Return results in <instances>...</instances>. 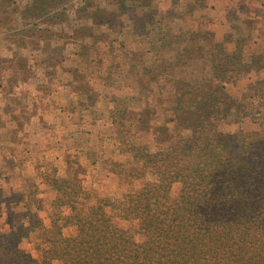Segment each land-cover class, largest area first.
Masks as SVG:
<instances>
[{
	"label": "rangeland",
	"instance_id": "1",
	"mask_svg": "<svg viewBox=\"0 0 264 264\" xmlns=\"http://www.w3.org/2000/svg\"><path fill=\"white\" fill-rule=\"evenodd\" d=\"M216 1L0 0V232L9 231L5 199L28 191L49 226L58 181L69 179L70 190L83 191L75 205L92 219L88 233L103 256L145 253L184 192L209 212L226 202L216 224L244 221L264 236V35L249 27L241 1ZM52 90L60 140L49 150L18 143L14 131L35 113V98L44 109ZM69 128L77 152L62 139ZM245 200L241 218L236 207ZM147 204L156 212L123 210ZM72 223L60 227L71 240L80 230ZM20 246L40 256L33 239Z\"/></svg>",
	"mask_w": 264,
	"mask_h": 264
},
{
	"label": "trees",
	"instance_id": "2",
	"mask_svg": "<svg viewBox=\"0 0 264 264\" xmlns=\"http://www.w3.org/2000/svg\"><path fill=\"white\" fill-rule=\"evenodd\" d=\"M257 161L264 165L263 157ZM253 166H256L255 161ZM255 172L256 170H253V173ZM260 175L261 173L258 172L256 177ZM262 176L264 177V172ZM160 179L161 182L165 180ZM68 180L58 181L60 185L56 187L57 195L51 203L52 213L49 226L39 216L42 209L41 199L37 197L32 200L34 191L21 194L17 201H12L11 197L9 201L5 199L6 206H10L7 211L9 231L0 232V264H51L54 259H60L64 264H92L96 261L97 264H264V255L262 261L260 260V256L264 254L263 235L255 236L257 233L244 221H237L234 226L233 224L230 226L229 221L220 225L216 224L218 219L222 218L219 217L221 213L225 215L227 212V203L213 206L211 207L212 212H209L208 206L204 204L202 207L194 206L185 192L182 202H174L173 207L169 206L167 216L171 223L161 228L158 232L160 236L153 234L148 241H145V253L122 254L117 257L100 255L94 252L96 243H92V241L96 242L98 237L93 233H88L92 230L89 225L92 219L82 217L81 206L75 205V203L79 204L78 199L83 195V191L70 190ZM64 182L66 185L61 186ZM187 190L190 193V189ZM209 192L210 189L201 193L205 195ZM128 195L133 197L132 193ZM196 195L202 198L200 194ZM83 197L85 198V195ZM19 204L21 207L17 208ZM246 204H249L247 200L236 207V210L242 213L241 218L245 214L243 210ZM108 205L114 207L112 202ZM63 206L71 207L75 215L63 216ZM102 207L103 205L96 207L101 212V217L98 219L108 231L113 225L105 219L106 211ZM144 209L155 213L157 206L151 207L147 204L145 208L142 205L124 206L123 208L126 216L134 213L137 217H141ZM204 215H208L209 218L204 219ZM64 219L79 226V234L73 240L62 236L60 227L64 226L61 224ZM155 221L156 218H153L150 223ZM101 225L96 229L98 233H107V231H102ZM232 230L235 232L233 237L230 232ZM88 234L92 236L88 238ZM25 238L33 239V249L39 252L40 256L37 257L21 248L20 243ZM257 240L258 245H256ZM170 246L174 248H169ZM250 252L252 254H249ZM246 253L249 254L248 258L244 257L248 255Z\"/></svg>",
	"mask_w": 264,
	"mask_h": 264
},
{
	"label": "crops",
	"instance_id": "3",
	"mask_svg": "<svg viewBox=\"0 0 264 264\" xmlns=\"http://www.w3.org/2000/svg\"><path fill=\"white\" fill-rule=\"evenodd\" d=\"M222 1L223 0H217L216 2H222ZM240 1H241V4H240ZM230 3H232L234 5L240 4V10H242L241 12H243L245 14V16L252 21L251 25L249 27L253 31H255V30L260 31V32L262 31V36L264 35V0H232ZM248 5H250L249 10L247 9ZM241 6H242V9H241ZM238 11H239V9H238ZM34 90H35L34 94L36 92L39 93L38 90H36V89H34ZM58 98H59L58 92L55 93V91L52 90L50 92V95L48 94L42 99L45 102L44 109L41 108L40 106H38V105H41V104H39V103H41V102H39L40 101L39 96H38V98H35L34 104H33V106H35L34 107L35 113L31 115L29 121H26L24 123V125L22 127L23 129H20L19 131H14L19 136L18 141H17L18 143H20V142L24 143L27 141L31 142L32 144H37V143L38 144H43V143L45 144V143H47V144H50V145H46L48 148L47 150L52 149V144L54 142H57L58 140H60V137H59L60 126H59V123L57 122V118L59 117L58 116L59 115L58 110H60V109H58V107H59L58 106V100H57ZM42 116H43V118H42ZM42 119H43V121H46V122H43ZM6 123L8 126H10V123H12L11 118H8V120L6 119ZM96 124H93L92 122L88 123V125L90 126L91 129L97 127ZM71 125H73V124H71ZM70 129L71 128L66 130V136H64V138H62L63 140H65L67 142V146H68V144L71 145L72 143H74V142H72V143L70 142L74 138L71 134H69ZM67 146H66V148H67ZM78 148H79L78 144L75 143L74 146L71 145V147H69L68 150L77 152ZM60 151H62V149ZM65 152L66 151H64V153ZM4 154L6 155V153H4ZM60 154L61 153L56 154L57 156H59L57 159L58 161L61 160V158H62V156L60 157ZM41 159H43V158L41 157ZM28 165H29L28 169L32 168V170H36V167H35L36 164H34V165L28 164Z\"/></svg>",
	"mask_w": 264,
	"mask_h": 264
}]
</instances>
